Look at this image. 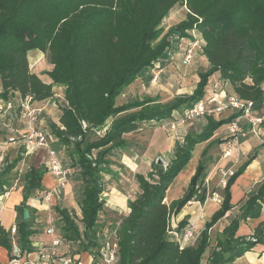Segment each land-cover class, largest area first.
<instances>
[{
  "label": "trees",
  "instance_id": "trees-1",
  "mask_svg": "<svg viewBox=\"0 0 264 264\" xmlns=\"http://www.w3.org/2000/svg\"><path fill=\"white\" fill-rule=\"evenodd\" d=\"M177 6L186 9L185 18L163 35L161 24ZM190 31L203 41L201 54L208 64L192 95H180L168 103L157 97L116 103L123 90L170 49V35L184 38ZM35 49L52 66L44 73L47 81L30 71L27 53ZM215 74L231 88V94L251 102L255 114L264 108V0H0V98L7 100L16 93L38 104L52 100L54 85L64 87L66 106L59 108L58 124H48V141L52 151L62 150L71 167L79 170L82 184L80 217L74 211L56 208L60 223L56 228L65 242L83 237V251L94 259L99 247L97 222L104 207L103 174L109 172L111 152L125 150L124 136L137 131L140 124L170 120L173 112L181 113L202 100ZM231 119H208L199 134L186 135L182 143L175 144L167 166L152 162L146 175H134L137 192L128 200L129 213L122 217L117 231L118 264H228L264 245V224L249 237H235L241 221L260 217L263 183L256 194L237 205V213L208 251L210 229L233 209L230 187L255 156L228 179L222 203L194 246H181L168 232L172 216L186 204L203 202L216 191L214 186H205L204 167L199 164L182 196L165 203L170 186L191 160L194 148L209 141ZM259 128L264 130V120ZM101 131L103 135L93 136ZM221 142L216 139L211 143ZM20 154L1 161L0 196L13 185L10 175L22 160ZM45 172L31 167L17 179L23 200L15 209V231L22 253L33 251L35 235L31 219H23V211H30L27 203L41 190ZM185 223L177 226L179 236L184 234ZM0 247L10 258L12 242L2 227Z\"/></svg>",
  "mask_w": 264,
  "mask_h": 264
},
{
  "label": "crops",
  "instance_id": "crops-1",
  "mask_svg": "<svg viewBox=\"0 0 264 264\" xmlns=\"http://www.w3.org/2000/svg\"><path fill=\"white\" fill-rule=\"evenodd\" d=\"M175 9V8H174ZM173 11V10H172ZM173 51V49H172ZM163 57H166V55ZM28 58V65L30 71L35 73L36 75H40L43 80L47 81L46 76L44 73L50 71L52 66L46 61L44 55L38 50H31L27 53ZM162 58V57H161ZM225 85H220L219 89L224 90L226 93V89L224 88ZM214 86H208L205 89V93H209ZM53 91V98L52 100H47L44 102L34 103V105L38 108L42 109V114L40 120L38 121V126L48 131V124L50 122L58 124L60 110L59 108H63L66 106L64 101V87L60 85H54L52 87ZM1 92V88H0ZM229 94V93H228ZM19 97L16 93H11L8 96L10 98L17 99ZM4 101L0 98V102ZM116 101V100H115ZM117 102V101H116ZM255 115L258 117H264V108L260 112H257ZM231 117L229 112H225L221 115H214L211 117H206L207 125L208 119L213 120H222ZM166 122V121H164ZM163 123V122H161ZM192 123V122H191ZM190 123V124H191ZM148 124H155V122H149ZM204 126V127H205ZM182 129V128H181ZM180 129V130H181ZM25 124L19 121L15 112H10L6 116L0 114V166L1 161L4 158H9V161L13 160L20 151L24 150L21 153L22 160L17 165L16 169L11 173L10 177L14 180L12 187L8 190V192L4 195L0 196V227H2L5 232L9 234L11 239L10 230L13 226H16L17 223V213L16 207H18L22 203V187L21 181L17 182L18 178L23 176V174L29 168H41L45 167L46 171L42 177L41 182V190L36 191L28 201V206L30 211L28 212V219H31V225L35 230V235L32 238V246L33 245H43L44 247H48L51 243V237L45 233L46 229V221L48 219H53L55 221V225L59 223V216L56 213L55 209H67L69 210L70 196L72 194L74 186H81V179L78 173L73 177L67 180V183L64 187L59 186V182L56 178L48 174L47 166H48V159L49 155L48 152L44 149H27L25 147L23 136L25 134ZM96 134V133H95ZM217 134L221 135L222 138L221 143H211L212 141L216 140ZM188 135L185 131H182L181 136L182 139ZM127 135L124 136L127 147L132 146L131 149H136L135 144L137 142L132 143V141H128ZM12 137L14 139L13 142H9L8 139ZM227 132L226 126L221 127L215 134L212 141H207L202 149H199V160L196 167L201 164L204 167L202 177L208 179L209 185L214 186L216 189V193L223 198V189L217 186L219 177L216 174L217 168H226L231 165L233 162V158L223 160L221 159V150L226 140ZM183 142V141H182ZM179 142V143H182ZM174 141H164V144L168 149L172 150ZM178 143V142H177ZM176 144V143H175ZM204 144V143H202ZM197 145L198 148L202 145ZM264 130H260L258 135L254 136L253 134H248L245 138L240 139L239 141V148L241 151L247 154V158H242L239 160V163L236 167V170L245 162L249 157L255 156L254 160L245 168L243 173L236 178L232 186L230 187V204L233 206V209L230 212H227L225 216L210 229L209 236V250L213 249L216 244L217 236L223 231L225 227L228 226L230 217L234 216L237 213V205L244 199L256 194L259 187L264 183ZM196 146V147H197ZM195 147V148H196ZM194 148V149H195ZM125 149V150H126ZM123 151H117L114 153V150L111 152L114 156L110 155L109 162V172L104 173L103 175L108 179H113L112 182L106 187L105 191H103L101 198L104 201L103 211L99 213V218L97 222V229L102 228L103 225L106 223L112 225V221L109 220L110 217H120L118 224H120L122 217L126 216L129 213V209L127 206L128 200L132 199L136 192L137 187L135 186V190L133 193H130L126 189L120 185L123 183L122 178L123 172H136L135 174H142L146 175L150 171L151 163L146 162L145 164V172H140L138 168L140 163V168L143 167L141 162L147 161L146 157H142V160L139 156L131 157L129 154ZM144 156V155H143ZM115 157V161L120 165L119 169H115L114 166L111 164V158ZM173 156L170 157L169 162L172 160ZM156 162V161H155ZM168 162V163H169ZM25 171L20 175L18 168L23 167ZM167 166V165H166ZM195 169L192 168L184 181V185L178 183V180L182 177V172L178 174L172 185L170 186L168 192L170 191L171 187L172 190L176 187L174 193L172 194V199L167 198L168 192L166 194L165 203L168 204L169 202L178 199L182 196L184 187L185 189L188 186V181L193 176ZM185 168V167H184ZM112 169V171H111ZM139 170V171H136ZM147 172V173H146ZM19 173V174H18ZM20 180V179H19ZM178 184V185H177ZM104 188V185H103ZM49 193L50 194V201L44 202L41 201V195ZM178 198H175L177 195H180ZM168 200V201H167ZM219 205L211 202L208 199H205L203 202L198 200H193L186 204L181 211L176 215L172 216L170 220V228L173 232H176L177 226L180 222L185 221L186 229H191L192 237L189 240V243L194 246L198 239L199 233L202 231L205 224L210 220L212 215L218 210ZM259 224H264V207L261 210L260 217L254 220H246L241 221L239 227L236 231L235 237L236 238H244L249 237L254 233V230L258 227ZM57 229V228H56ZM80 231H82V227L79 225ZM98 231V234H102L101 231ZM57 235L58 230H56ZM264 233V229H263ZM14 239L15 245L17 240V235H12ZM85 240L82 237L78 242H68L60 247L58 251L60 253L71 252L77 257H79L85 264H99L97 260L93 258L92 254L83 251V244H85ZM207 254V253H206ZM33 256H31L32 258ZM7 259H9V255L3 248L0 247V264H6ZM228 264H264V245H257L253 250L246 252L240 258H237L235 261L228 263Z\"/></svg>",
  "mask_w": 264,
  "mask_h": 264
},
{
  "label": "built area",
  "instance_id": "built-area-1",
  "mask_svg": "<svg viewBox=\"0 0 264 264\" xmlns=\"http://www.w3.org/2000/svg\"><path fill=\"white\" fill-rule=\"evenodd\" d=\"M190 33L192 34L193 40L186 42L187 45L182 55L185 66L191 64L194 57V50L199 49L201 52L203 45V41L195 31H190ZM184 38L175 36L174 40L178 42L177 44H180V42L184 41ZM170 52L171 47L165 54L169 55ZM158 63H155L153 66L158 70L157 75L153 74V83L157 81V77L161 72L159 71ZM252 107L251 102L242 100L233 94H228L224 90L214 86L209 93H206L202 100L197 101L189 108L181 111V113L173 112V117L167 122L169 130L176 132L183 125L196 120L221 115L225 112L231 114L232 119L226 125L227 137L221 150V159L222 161L230 158L234 160L230 166L216 169V174L219 177L217 186L223 190L226 187L228 179L235 174L239 160L247 158V154L239 148L240 139L245 138L248 134L257 136L260 131L259 125L264 120V117L255 115L251 109ZM10 112H15L19 121L25 124L26 130L23 136L25 147L27 149H44L48 152V174L58 180L60 187H64L67 183L68 171L63 169L58 156L48 146V132H45L44 129L38 126L42 109L36 107L29 97L10 98V100L1 101L0 114L6 116ZM103 133L104 131L98 132L99 136L103 135ZM8 141L13 142L14 139L10 137ZM204 184L208 187V179L204 180ZM40 198L41 201L48 202L50 201V194H43ZM206 199L217 205H220L223 200L216 192L208 195ZM118 226L119 224L115 227H109L102 234H98L99 247L95 251L97 263L118 264V245L116 241ZM15 230L16 226H13L10 230L12 250L6 264H85L77 255L71 252L60 253L58 251L65 244V241L57 235V229L53 219L46 221V229H44L45 233L51 237L50 245L48 247H44L41 244L33 245V251L31 253H22L17 245H15L14 239L12 238V235L16 234ZM168 232L177 239L181 246L190 245L189 240L192 237L191 229L184 230L182 236L173 232L171 228H169ZM31 256L33 257L31 258Z\"/></svg>",
  "mask_w": 264,
  "mask_h": 264
},
{
  "label": "rangeland",
  "instance_id": "rangeland-1",
  "mask_svg": "<svg viewBox=\"0 0 264 264\" xmlns=\"http://www.w3.org/2000/svg\"><path fill=\"white\" fill-rule=\"evenodd\" d=\"M186 9L183 6H177L171 13L166 17V19L163 20L161 27L163 29V35L169 33V31L175 27L176 24H178L180 21H182L185 18ZM176 35H170V47L171 52L169 55H166V57H163L160 59L158 63L160 74L157 77V81L155 83L152 82L153 74L157 75V69L152 67L151 69L145 70L142 75L136 79L130 86L125 88L122 92V95H120L117 98V104H124L136 99H142L144 97L149 98H158L160 102L162 103H168L172 101L175 97H178L180 95H192V92L194 91L196 84L199 80V74L204 73L208 69V64L205 60V58L202 56L199 49L194 50V57L189 66H185L183 64V50L186 47V42L191 41L192 34L190 32H187V36L184 38V41L180 42V44H177L176 40H174ZM174 40V41H173ZM173 49V51H172ZM218 75L215 74L209 79L210 86H215L219 89L220 85H223L221 82H219ZM224 88L228 93H232L231 88L228 85H225ZM205 118L196 120L194 122L187 123L186 125H183L179 129H177L176 132H171L169 130V127H167V122L169 120H166V122L163 123H155V124H148V123H142L139 125L138 130L134 133L128 134L126 137L128 141H132V143L137 142L135 144L136 149H131L130 146L124 151L127 154H129L132 158L135 156H139V158L142 160V157H146L148 159L147 161L141 162V165L143 167L140 168V163L138 168L140 169V172H145V164L146 162L152 163L157 162L158 160L162 161L163 167H165L171 156H173V150L175 143L182 142V131H185L188 135H196L199 134L202 129L205 126L206 123ZM182 128V129H181ZM181 129V130H180ZM94 137H99V134H93ZM212 138H210L209 141H212ZM222 138L221 135L217 134L216 138L219 139ZM164 141H174L172 150L168 149L166 145L164 144ZM207 143V142H206ZM202 144L199 148L198 146L194 149L192 153V158L185 167V169L182 171V177L178 180V183L181 185V183L184 185V181L186 180L190 170L192 168L195 169L196 165L198 164L199 160V149H202L204 145ZM51 148V144L48 145ZM58 156L61 165L64 170L68 171V179L73 178L77 173V168H72L71 164L69 162V159H67L64 155L62 150L60 152H55ZM114 153H117V151L114 150ZM112 156H114L111 153ZM144 155V156H143ZM111 164L114 166L113 169H119L120 165L115 161V157L111 158ZM18 171L20 175L25 171L24 166L19 167ZM112 171V169H111ZM139 171V170H136ZM18 173V174H19ZM134 173L136 172H129L125 173L123 172V177L120 185L123 187H126L130 193H133L135 190V182H134ZM147 173V172H146ZM105 175V174H104ZM103 175V185H104V191L106 187L112 182L113 179H108ZM145 175V174H144ZM18 179H21L19 177ZM19 183V182H18ZM178 185V184H177ZM75 188L72 191V194L70 196V206L69 211H74L76 217H80V210L78 206L79 199L81 197V186H74ZM176 187L172 190V187L170 191L168 192V200L169 198L172 199V194L174 193ZM185 190V187H184ZM184 192V191H183ZM180 195H177L175 198H178ZM167 200V201H168ZM120 217L112 216L109 218L113 223L112 225L105 224L102 226L101 230L98 228V231L100 230L101 233L106 230L109 227H115L118 223ZM60 225L57 224V227ZM192 246V244H190ZM205 261V258L203 262Z\"/></svg>",
  "mask_w": 264,
  "mask_h": 264
},
{
  "label": "water",
  "instance_id": "water-1",
  "mask_svg": "<svg viewBox=\"0 0 264 264\" xmlns=\"http://www.w3.org/2000/svg\"><path fill=\"white\" fill-rule=\"evenodd\" d=\"M158 164H162V161L161 160H158L157 161ZM43 170H45V167H42ZM23 219L24 220H27L28 219V211L26 209H24L23 211Z\"/></svg>",
  "mask_w": 264,
  "mask_h": 264
}]
</instances>
